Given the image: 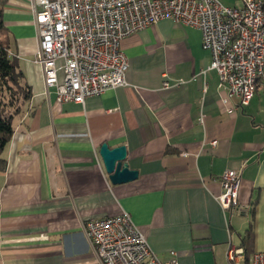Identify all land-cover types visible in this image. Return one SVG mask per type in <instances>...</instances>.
I'll return each instance as SVG.
<instances>
[{
    "label": "crops",
    "instance_id": "0c3cea01",
    "mask_svg": "<svg viewBox=\"0 0 264 264\" xmlns=\"http://www.w3.org/2000/svg\"><path fill=\"white\" fill-rule=\"evenodd\" d=\"M28 3L6 0L1 11L31 98L3 150L0 264H98L81 224L123 212L162 262L175 254L178 264H229L228 249L250 226L249 252H263L264 69L247 106L236 97L223 104L214 71L193 80L211 61L200 32L164 19L120 42L126 86L59 104L33 62ZM104 143L126 147L134 181L110 183L98 155ZM226 170L240 174L238 209L215 199Z\"/></svg>",
    "mask_w": 264,
    "mask_h": 264
},
{
    "label": "built area",
    "instance_id": "2783aa9c",
    "mask_svg": "<svg viewBox=\"0 0 264 264\" xmlns=\"http://www.w3.org/2000/svg\"><path fill=\"white\" fill-rule=\"evenodd\" d=\"M241 1V7L232 8L218 0H29L38 40L33 62L41 68L46 94L54 89L57 103L82 105L126 86L123 39L169 19L197 29L202 49L210 53L209 66L193 80L214 71L218 86L227 91L223 104L236 97L243 108L264 69V1ZM239 186V172H223L215 198L223 210L239 208ZM81 231L98 264H178L175 254L160 261L126 212L85 221ZM226 257L229 264H241L244 250L231 246ZM249 264H264V251L253 253Z\"/></svg>",
    "mask_w": 264,
    "mask_h": 264
},
{
    "label": "trees",
    "instance_id": "16d2710c",
    "mask_svg": "<svg viewBox=\"0 0 264 264\" xmlns=\"http://www.w3.org/2000/svg\"><path fill=\"white\" fill-rule=\"evenodd\" d=\"M5 1L0 0V172L5 168L3 150L13 133V119L20 112L22 105L31 98L30 87L24 82L17 60L9 56L10 39L1 18ZM252 236L250 226L241 238L240 247L245 254L243 264H249L253 254L249 252Z\"/></svg>",
    "mask_w": 264,
    "mask_h": 264
},
{
    "label": "water",
    "instance_id": "95a60500",
    "mask_svg": "<svg viewBox=\"0 0 264 264\" xmlns=\"http://www.w3.org/2000/svg\"><path fill=\"white\" fill-rule=\"evenodd\" d=\"M98 155L103 164L108 180L113 185L134 181L138 177L136 170H131L125 162L127 150L125 146L110 149L107 144H102Z\"/></svg>",
    "mask_w": 264,
    "mask_h": 264
},
{
    "label": "rangeland",
    "instance_id": "374dc122",
    "mask_svg": "<svg viewBox=\"0 0 264 264\" xmlns=\"http://www.w3.org/2000/svg\"><path fill=\"white\" fill-rule=\"evenodd\" d=\"M241 264H243V263H241Z\"/></svg>",
    "mask_w": 264,
    "mask_h": 264
}]
</instances>
